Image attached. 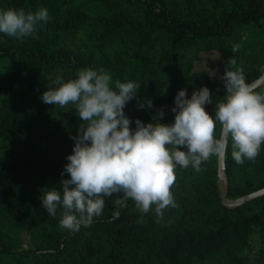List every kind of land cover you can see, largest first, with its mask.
<instances>
[{"label": "trees", "instance_id": "1", "mask_svg": "<svg viewBox=\"0 0 264 264\" xmlns=\"http://www.w3.org/2000/svg\"><path fill=\"white\" fill-rule=\"evenodd\" d=\"M9 7H44L51 20L38 38L0 33V264H247L263 257L264 195L222 205L215 156L201 173L177 167L171 191L178 207L166 209L160 223L131 200L117 209L113 196L101 216L73 233L59 228L62 210L49 216L40 197L61 190L81 122L73 105L42 102L57 76L67 81L91 67L108 72L113 85L141 84L137 96L150 98L153 108L130 101L124 111L133 128L136 118L150 122L160 109L161 122H173L180 89L190 98L207 87L213 103L204 107L214 115L229 58L247 83L262 74L264 0H0V9ZM233 44L240 45L236 53ZM254 89L264 91V83ZM224 166L228 199L263 188L264 144L255 161L239 165L229 141Z\"/></svg>", "mask_w": 264, "mask_h": 264}, {"label": "clouds", "instance_id": "2", "mask_svg": "<svg viewBox=\"0 0 264 264\" xmlns=\"http://www.w3.org/2000/svg\"><path fill=\"white\" fill-rule=\"evenodd\" d=\"M50 20L44 7L34 12L0 9V33L21 42L38 38V28ZM239 48L233 44L231 51ZM220 80L224 95L216 101L214 115L204 107L213 103L207 87L193 90L190 98L186 89H180L171 108L173 122L162 123L165 113L160 109L150 122L136 118L133 128L124 111L127 104L135 99L138 109L153 108L150 98L137 96L141 84L129 80L113 85L108 72L91 67L78 69L67 81L57 76L41 94L42 102L60 109L73 105L81 122L60 174L61 190L45 192L41 206L52 217L61 209L59 228L73 233L101 216L106 198L113 196L117 209L127 208L131 200L142 214L154 211L155 222L160 223L166 209L178 207L171 191L178 166L201 173L205 170L201 165L212 157L226 156L229 141L236 164L255 161L264 144V91L257 92L246 82L244 69L234 58H229ZM119 215L118 210L113 212V218ZM137 222L144 223L142 218ZM242 255H250L248 249Z\"/></svg>", "mask_w": 264, "mask_h": 264}, {"label": "water", "instance_id": "3", "mask_svg": "<svg viewBox=\"0 0 264 264\" xmlns=\"http://www.w3.org/2000/svg\"><path fill=\"white\" fill-rule=\"evenodd\" d=\"M263 83H264V72H262V74L258 78L254 79L249 84L253 88H256ZM217 166H218L217 186L219 189L220 202L222 205L226 207H236L239 206L240 204H243L246 201H250L258 196L264 195V187H263L249 194L243 195L241 197L235 199H228L226 197V174H225V166H224V156L218 157Z\"/></svg>", "mask_w": 264, "mask_h": 264}, {"label": "rangeland", "instance_id": "4", "mask_svg": "<svg viewBox=\"0 0 264 264\" xmlns=\"http://www.w3.org/2000/svg\"><path fill=\"white\" fill-rule=\"evenodd\" d=\"M200 63H201V65L204 66V64L202 63V61H200ZM260 246L262 248H264V244L263 245L261 244ZM247 264H264V255H263V257L261 256L260 259H258V260H256V259H250Z\"/></svg>", "mask_w": 264, "mask_h": 264}]
</instances>
